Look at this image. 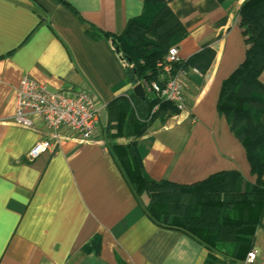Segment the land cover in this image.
<instances>
[{"label": "crops", "instance_id": "crops-1", "mask_svg": "<svg viewBox=\"0 0 264 264\" xmlns=\"http://www.w3.org/2000/svg\"><path fill=\"white\" fill-rule=\"evenodd\" d=\"M244 1L166 0L183 27L176 46L186 107L170 117L159 112L151 121L135 120L136 129H144L139 135L108 122L112 99L129 94L142 99L134 93L135 83L111 39L94 38L88 29L120 34L141 14L143 0H68L69 6L56 0H0V264H212L244 259L247 252L232 256L233 243L219 242L210 249L183 231L155 224L111 151L133 145L145 173L155 180L189 184L236 170L254 181L246 149L216 107L222 81L245 58L237 23ZM204 47L214 51V58L202 73L190 59ZM22 76L51 91L88 89L100 107L92 137L80 140L63 131L64 136L53 139L37 117L31 127L15 123ZM259 80L264 85V69ZM49 138V149L29 156L35 142ZM251 249L257 251L254 264H264L263 227L256 229Z\"/></svg>", "mask_w": 264, "mask_h": 264}, {"label": "trees", "instance_id": "trees-1", "mask_svg": "<svg viewBox=\"0 0 264 264\" xmlns=\"http://www.w3.org/2000/svg\"><path fill=\"white\" fill-rule=\"evenodd\" d=\"M56 1L69 6L68 0ZM237 23L246 45L245 58L222 81L216 107L246 149L253 182L236 170L219 171L189 184L155 180L145 173L133 145L111 147L134 195L155 224L183 231L210 249L219 242L233 243L235 258L251 249L256 229L264 228V85L259 80L264 69V0H245ZM88 33L94 38H115L128 79L145 85L160 79L157 63L164 60L169 47L176 46L183 27L166 0H143L141 14L130 19L120 34L98 32L92 27ZM213 58L214 51L204 47L190 60L204 73ZM180 65H175L174 71ZM156 103L158 108L152 113ZM107 108L110 126L139 135L144 129L137 130L135 120L151 121L159 112L169 117L180 112L172 102L146 97L135 100L132 94L115 97Z\"/></svg>", "mask_w": 264, "mask_h": 264}, {"label": "built area", "instance_id": "built-area-1", "mask_svg": "<svg viewBox=\"0 0 264 264\" xmlns=\"http://www.w3.org/2000/svg\"><path fill=\"white\" fill-rule=\"evenodd\" d=\"M182 63L177 46L169 47L164 60L157 63L161 69L160 79L150 82L146 87L145 97L148 100L158 98L172 102L177 109L186 107L183 87L174 71L175 65ZM156 103L152 113L158 108ZM100 107L85 87H70L48 90L46 86L27 76H22L15 94V113L13 121L25 127L34 124L39 118L49 131V137L58 140L69 132L71 136L87 140L92 137ZM65 131V132H63ZM52 146L51 139L35 142L29 149V156L36 157ZM257 251L251 249L244 259L238 262H221L212 264H254Z\"/></svg>", "mask_w": 264, "mask_h": 264}, {"label": "water", "instance_id": "water-1", "mask_svg": "<svg viewBox=\"0 0 264 264\" xmlns=\"http://www.w3.org/2000/svg\"><path fill=\"white\" fill-rule=\"evenodd\" d=\"M111 43L114 44V49L115 51L118 53L120 51V46L119 44L116 43L115 38H111ZM134 93L140 98L143 99L145 98V89H144V85L139 82L137 84L134 85L133 87Z\"/></svg>", "mask_w": 264, "mask_h": 264}, {"label": "bare ground", "instance_id": "bare-ground-1", "mask_svg": "<svg viewBox=\"0 0 264 264\" xmlns=\"http://www.w3.org/2000/svg\"><path fill=\"white\" fill-rule=\"evenodd\" d=\"M182 117V115L176 116L172 119L169 120V124H173L175 121H177L178 119H180Z\"/></svg>", "mask_w": 264, "mask_h": 264}, {"label": "rangeland", "instance_id": "rangeland-1", "mask_svg": "<svg viewBox=\"0 0 264 264\" xmlns=\"http://www.w3.org/2000/svg\"><path fill=\"white\" fill-rule=\"evenodd\" d=\"M237 122H238L237 118L232 121V124H233L234 128H237Z\"/></svg>", "mask_w": 264, "mask_h": 264}]
</instances>
